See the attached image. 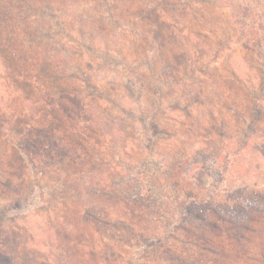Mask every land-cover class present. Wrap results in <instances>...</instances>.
Masks as SVG:
<instances>
[{
	"label": "rangeland",
	"instance_id": "1",
	"mask_svg": "<svg viewBox=\"0 0 264 264\" xmlns=\"http://www.w3.org/2000/svg\"><path fill=\"white\" fill-rule=\"evenodd\" d=\"M83 1L94 23L83 30L81 10L62 11L65 29L84 35L85 44H75L76 66L46 64L56 79L42 76L44 65L22 60V52L0 49V133L43 136L39 145L21 137L29 160L21 168L12 159L14 174L0 175V264H264V0H167L182 1L174 9L158 0L165 11L157 10L161 47L149 19L135 21L147 0ZM2 19L6 28L11 19ZM65 39V33L56 37ZM0 45L11 47L4 29ZM165 59L172 71L162 66ZM55 101L59 113L50 109ZM108 114L123 123L111 127ZM58 125L66 139L62 158L49 159L43 143ZM247 135L250 142L240 147ZM2 156L0 144L1 166ZM148 159L155 182L146 175L135 185L146 194L168 187L178 196L177 203L157 202L166 217L136 204L132 215L125 211L121 180L137 177L138 164ZM190 188L216 211L180 220L178 202ZM87 192L90 201L80 198ZM61 225L83 239L65 244Z\"/></svg>",
	"mask_w": 264,
	"mask_h": 264
},
{
	"label": "trees",
	"instance_id": "2",
	"mask_svg": "<svg viewBox=\"0 0 264 264\" xmlns=\"http://www.w3.org/2000/svg\"><path fill=\"white\" fill-rule=\"evenodd\" d=\"M15 1H17V2H15ZM29 1L30 0H0V38H1V32L4 29V32H6V33L8 32V36H9V39L11 42V47L8 50L4 49V47H5L4 45H0V49H1V51L5 52L9 55H13V56H19L20 52H22V57H21L22 60L28 62L31 60L30 58H32L35 60L34 61L35 67L37 65H44V66H41L42 76H47L51 79H56V77H54L52 73H50L49 71H45L46 64L47 65L55 64L56 67H64V66H69L71 64H74L76 66L75 61L73 60L75 58L74 57L75 53H73L75 51V48H76L75 44H77V45L85 44L84 43V38H85L84 35L79 37L74 32H70L69 30L65 29L66 27L64 25V22L61 21V19H60L62 11L64 9H68L70 13H75V12H78L79 10H81L82 14L80 16L82 18L79 21L80 22L79 27H81L82 29L84 28L83 27L84 25H86V27H87L88 24L94 23L95 18H94V16L91 15V12H94V11L89 10L88 9L89 6H87L84 3L85 1H83V0H35L37 2L36 4L32 0L31 2H33V3L31 5L29 4ZM67 1H69V3H67ZM160 1H162V0H160ZM163 1L166 3L169 2V4L171 5L170 8H173V9H174V6L177 5V3L182 2L181 1V2H177V3L172 4L171 3L172 1H167V0H163ZM220 1L224 2V0H220ZM147 2H148L147 8H145V10H144V12H142V14H139L135 18V21L139 22L141 25V24L146 23V20L149 19L151 27L153 29V40L155 42L154 45H155V47H161V45L159 43L161 41H158V36H157L158 29L160 31V28H161V26L159 25V20H157V16H159V14H158L159 11H157V10L160 7V14L163 16V14H165V11L163 9L164 7H162V5H161L162 2L157 3L158 0H147ZM35 5L37 8H34ZM54 5H58V6L53 7ZM83 5H85L86 8ZM96 6H98V5H96ZM148 12H150V15H148ZM7 16L10 17L11 23H9V25L5 28L4 26L2 27V22H3L2 18H6ZM32 17H40V21L38 23L35 21H29L30 20L29 18H32ZM83 18H88L89 21H86ZM24 25L29 26V28L24 27ZM77 29H78V27L76 28V31H77ZM83 30H80L81 34H85ZM60 33L66 34L67 39H65V41L59 42V40L58 41L56 40V37L59 36ZM16 35L18 36L19 40L16 39ZM88 35L90 36L91 34L87 33V36ZM161 35H162V33H161ZM44 41L46 43L42 47L41 44H43ZM75 52H77V51H75ZM187 60H188L187 58H184V61H187ZM18 62L19 61H16L15 63H18ZM42 62H43V64H42ZM191 62L195 63V61H193V60ZM162 66L165 69L171 67L170 70L172 71V68L175 65H172L171 60L165 59L164 64ZM56 70H58V68ZM61 74L64 75L63 72ZM160 74H165V72L162 71ZM21 77H22L21 75L18 76V78H21ZM137 78H139V76ZM42 101L43 100L41 97V100L37 99V101L34 104L39 105L40 102H42ZM114 103L116 104L115 101H114ZM111 104H113V103H111ZM56 105L57 104L55 101V103L52 105V107H50V109L55 110L57 108L56 112L59 113L58 107ZM108 116H109V119L106 118V123L110 124L111 127H114L116 125L120 126V124L123 123V120H120L122 116L115 117V120L109 114H108ZM114 121H116V124L114 123ZM0 123H1V121H0ZM27 126H29V124H27ZM0 128L4 129V127L2 125H0ZM57 128H55L54 132L52 133L53 139H50L46 144L43 143L44 146L49 147L50 152L46 154L45 151L43 149L42 150H43L44 156L45 157L47 156L46 158L60 160L62 158V155L60 153V149L63 148V145L66 142V139L62 135V128L59 125ZM2 133H3V131L0 133V135H2ZM121 134H123V133L121 132ZM29 135L30 134L27 131H18V132H16V131L7 132L6 131V133H4L2 135V138L0 137L1 138L0 144L3 145V156L1 157V160H3V165H2L3 167L0 165V175L4 176V175H9V174L10 175L14 174V167L9 164V162H11L12 159L18 164L17 167H21V168L23 167V159L29 160V158L27 157L28 155L26 153V151L28 150L27 149L28 146H25L24 143L21 142L22 138L27 139L26 143L29 142V143H31V145H32V143L33 144H38L37 142L40 143L39 140L43 138V136L41 135L42 136L41 138H39L38 140H35L39 136V134L35 135L33 138L30 137ZM261 137H262V140L259 143V146H260L259 154L264 156V129H263V134H261ZM238 142H240V141H238ZM249 142H250V136L247 135L246 139H244L242 142L239 143L240 144L239 146L241 147L244 145L243 147H245ZM221 157L224 160L227 157V154L224 153V155H222ZM15 162L12 164L16 165ZM19 164H21V165H19ZM151 164H153V163L150 159H148L147 161L141 162L140 164H138L140 171L136 170L137 177L131 178V180L129 182H127V179H125V180L122 179L121 181H122L123 185L121 183H115V185L118 187H120L121 185L123 186L122 189L124 190V193H125L124 198L127 199L126 200L127 205H126L125 211H127L129 213V215H132L133 213H135V209L139 208L138 206H145L148 208L147 211L150 212L152 214V216H156L158 218L159 217H166L167 214L164 213V211L162 209L165 206L161 207V205L157 203V202H159V199H168L169 198L171 203L174 201H175V203H177L176 197L178 198V196L173 195V191H172V194L170 191H167L168 187L161 189L160 187L155 186V187H152V190L149 194H146L140 185H135V183H140V179H142V177L146 176V175L148 176V178H147L148 183L153 184L155 182V179L157 176L156 173L153 174L152 176H150V178H149L150 172H152V171H150L151 170V168H150ZM28 165L31 168L26 166V165H24V166L29 168L30 173H28V174H31L33 172L32 168L34 165H31L30 163H28ZM78 166L80 167V165H78ZM139 172L141 173L140 175H139ZM39 175L41 176L42 172H40ZM32 177H36L35 173H34V176H32ZM172 177H170V179L168 177L165 178V179H168V183L171 186L176 183L175 179H172ZM3 178H4V180H9L8 177H3ZM181 189H182V187H181ZM94 190L96 191V193H99V195H98L99 197L103 196L106 199L109 198V197H106V195H102L101 191H99L97 189H94ZM189 190H190V192H187L186 197H182L183 201L178 202V205L180 207L184 208L183 215L179 216L180 220H182L183 218L186 220L187 218H190L191 216H193V218H195L196 220H199V218H201V216L203 215L205 210H207V209L215 210L214 206H208V204H206V203H209L208 202L209 200L200 199V198H197V196H192L193 195V193L191 191L192 189L190 188ZM130 192L133 193L132 196L125 197ZM163 195H167V196H165V198H164V197H162ZM250 197L251 196H249L247 198H250ZM80 198L81 199L82 198H88V201H90L94 197L91 196L90 192H87L85 194L80 193ZM112 200H119V198H116V199L112 198ZM261 200L264 201V197H262ZM238 203L240 205H243L241 201H239ZM133 204H136L135 206H137V207L134 208ZM200 206L203 207L202 210H199V209L194 210L195 207H200ZM218 207H219V209H224L226 207V205L225 204L219 205ZM194 214H197V216ZM86 216H87V213H85V211H83V209H82L79 212L80 224H86L87 223ZM69 217H66V216L62 217L61 216L60 219L63 220L62 223L67 222L66 224H71L70 223L71 221H69L70 220ZM72 218H77V217H72ZM163 222H165V220ZM176 222L178 223L179 220H176ZM58 225H59V223H58ZM73 227H74V225H73ZM78 231L79 230H77L74 234H72V233L68 234V231L66 230V228H63V226L61 225L60 229L58 230L59 238H60V240H63L65 242V244L75 242V239H76V241L78 239L82 240L83 235L79 234ZM168 231H170V230H168ZM168 231H167V233H168ZM163 233H165V231Z\"/></svg>",
	"mask_w": 264,
	"mask_h": 264
}]
</instances>
